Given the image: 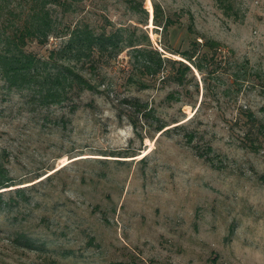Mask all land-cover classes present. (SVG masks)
Returning <instances> with one entry per match:
<instances>
[{
  "label": "rangeland",
  "instance_id": "obj_1",
  "mask_svg": "<svg viewBox=\"0 0 264 264\" xmlns=\"http://www.w3.org/2000/svg\"><path fill=\"white\" fill-rule=\"evenodd\" d=\"M29 1L0 0V35ZM232 2L47 4L53 33L26 46L41 59L89 25L138 46L147 34L190 70L179 81L167 62L147 76L130 49L95 70L58 56L93 86L60 104L0 71V264H264V0ZM193 51L201 71L182 57Z\"/></svg>",
  "mask_w": 264,
  "mask_h": 264
},
{
  "label": "trees",
  "instance_id": "obj_2",
  "mask_svg": "<svg viewBox=\"0 0 264 264\" xmlns=\"http://www.w3.org/2000/svg\"><path fill=\"white\" fill-rule=\"evenodd\" d=\"M8 1V0H4ZM11 1V0H10ZM51 0H30V10L27 17L17 23L12 18H7L3 26L7 30L0 35V71L4 81L17 89H30L42 104H60L69 99L71 93H82L84 90L93 89L92 84L85 76L70 64L58 66V56L69 57L70 60H86L89 67L95 70L96 59L102 57L115 58L125 49L132 51L131 57L139 63L141 72L150 77H156L166 67L167 62H176L179 68L176 71L178 80L190 70L189 65L181 61H172L155 48H150L147 34L143 39L148 43L138 46L132 36H128L121 29L113 31L102 30L97 33L89 25L74 28L66 44L58 50H51L45 59L39 58L35 53L27 51L28 42L36 41L39 45L46 44L47 39L53 33V24L47 4ZM225 13L233 11L232 0H215ZM1 5V4H0ZM162 17L161 9L154 4L153 19L159 23ZM170 21L164 23L163 29L170 26ZM219 43L209 41L205 47L210 51H216ZM194 48L196 47L193 44ZM215 53V52H213ZM203 54L200 58L212 63L214 54ZM186 59L197 70L202 66L194 61V51L182 52ZM182 67V68H181ZM183 73V74H182ZM250 120H254L250 117ZM163 129L159 126L157 131ZM259 129V128H258Z\"/></svg>",
  "mask_w": 264,
  "mask_h": 264
}]
</instances>
